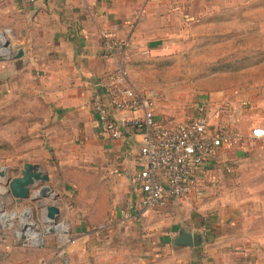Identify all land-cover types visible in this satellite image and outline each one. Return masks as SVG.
I'll use <instances>...</instances> for the list:
<instances>
[{
    "label": "crops",
    "instance_id": "1",
    "mask_svg": "<svg viewBox=\"0 0 264 264\" xmlns=\"http://www.w3.org/2000/svg\"><path fill=\"white\" fill-rule=\"evenodd\" d=\"M234 1L0 0V23L22 51L1 63L5 122L21 125L23 135L25 123L31 124L28 136H19L22 164H39L58 192L52 204L68 227L61 254L68 264H264V135L252 136V130H264V61L243 67L240 81L198 99L190 112L156 89L158 123L205 116L210 127L226 124L244 136L241 146L220 149L202 164L183 201L169 199L139 211L141 192L132 178L142 135L126 125L122 138L112 140L100 131L92 110L95 94L103 95L98 83L115 70L114 58L103 57L105 35L124 42L116 53L131 62L175 58L185 52L191 29L200 37L207 13L211 29L224 20L227 34L248 38L251 8ZM256 7L257 28L264 34V4ZM133 115L113 110L118 121ZM239 174L240 205L234 191L231 196L223 191L236 186ZM180 229L201 232L203 244H174ZM10 234H5L7 264L60 263L51 237L31 257L30 246Z\"/></svg>",
    "mask_w": 264,
    "mask_h": 264
},
{
    "label": "rangeland",
    "instance_id": "2",
    "mask_svg": "<svg viewBox=\"0 0 264 264\" xmlns=\"http://www.w3.org/2000/svg\"><path fill=\"white\" fill-rule=\"evenodd\" d=\"M205 1L208 3L226 2V0ZM238 2L248 3L249 8H251V30L249 31L248 38L241 35V32H236L234 36H231L232 33L227 34L224 20L219 22L218 28L213 29L212 27L211 29L209 26L210 16L207 13L205 20H207L206 23L208 24L203 25L200 37L194 38L192 34L195 33V29H191L189 41L185 45V52L178 57L154 59L147 64H143L141 62L136 63V61L131 62L126 56L124 68L130 76L128 80L134 86L138 85L139 87H135L143 93L149 89L155 92L158 90V92L163 95L166 93L170 98V102L180 104L189 112L190 110L196 109L195 103L198 99L203 96L209 97V95L214 92H223L220 91V89H225L227 86H232L235 82L240 81V72L243 67H255L259 62L264 61V34L257 28L258 11L256 10V6L259 4L263 5L264 0L234 1V3ZM238 10L237 14H239L238 18L240 19L242 14L240 11L241 7H239ZM219 16H222V19H224L226 14L223 12ZM215 31H217V33H214ZM0 32H5V25L2 23H0ZM259 32L260 37H258ZM2 62H5V59L0 58V73L2 70ZM3 79L5 78L0 77V84L4 83ZM215 89L219 90L214 91ZM26 108L31 109V107L28 106H26ZM30 126L31 124L29 125V122L25 123L27 132L23 135L21 125L18 123L8 125L5 122V92H0V170L3 169V171L7 173L5 181H0V264H7V260L5 259L6 233H11L10 236L16 243L23 244L24 240L29 238L27 232H38L43 238L39 246L32 245L35 241L31 239L24 244L30 246L31 257L33 253H35V250L37 252L38 249L43 247L48 237H51L48 240L54 242V247L48 242V248L46 249L52 247L54 254L57 252L60 253V249L56 247L59 244L57 236H55L57 229L54 228L58 222V218L54 222H51V224H48L43 220L42 214L44 202L57 203L58 195L55 198H41L39 201L24 199L17 202L15 198L5 192L7 190V180L11 177L19 176L22 171V162L26 156L20 153L25 146L19 144V136L21 139L25 136L27 137ZM225 126L227 125L221 124L219 126L212 125L211 127L213 131H216ZM211 127L209 125L210 129ZM28 143L29 142L26 140V144L24 143V145ZM241 177V174H239L238 181H236L237 183L234 188H225V190H223L228 196H231L234 191L235 195L238 197L236 204L239 205L243 201L241 197ZM47 184L55 194L58 193L54 186L49 182ZM3 189H5V191L1 193ZM37 189L38 186L33 187L31 194L34 195ZM225 205H227V203H225ZM19 214H21L20 218L18 217ZM7 218L9 219L7 220ZM30 222L31 225L34 224V222L35 224L29 226ZM49 226L51 230L46 231L48 230L46 228ZM28 227H30V229ZM17 232H21V237L17 236ZM58 259H65L64 254L58 257Z\"/></svg>",
    "mask_w": 264,
    "mask_h": 264
},
{
    "label": "built area",
    "instance_id": "3",
    "mask_svg": "<svg viewBox=\"0 0 264 264\" xmlns=\"http://www.w3.org/2000/svg\"><path fill=\"white\" fill-rule=\"evenodd\" d=\"M37 1L26 0L30 3ZM7 34H9L7 30L0 32L3 40L7 42L3 45L0 40V58L10 60L16 55L17 50L10 43ZM123 45L124 42L108 35L103 39V57L114 58L115 70L98 83L103 95L95 94L92 110L96 115L98 128L112 140L122 138L126 125H130L136 133L142 135L137 154L139 168L132 180L141 192L137 202L138 210L146 211L164 205L169 199L175 201L187 199L193 189L195 172L202 164L220 149L241 146L244 136L231 126L211 131L205 116L170 125L158 123L154 118L156 93L151 89L143 93L128 80L124 68L126 55L122 51L116 53ZM113 110L128 111L134 115L128 120L118 121L113 116ZM263 135L262 129L252 130L255 139ZM44 203L43 220L51 224L54 221L47 219L45 207L52 203ZM61 225L64 228L59 230ZM54 228L57 229L55 236L60 245L58 254L61 255L62 248L69 241L68 227L65 221H58ZM103 228L104 225L98 227V229ZM18 232L17 236L21 237V232L20 234ZM38 235L41 240H33L34 246H39L43 239L39 233ZM30 239V236L26 238L24 244ZM40 264L53 263L42 260ZM59 264H68V262L62 259Z\"/></svg>",
    "mask_w": 264,
    "mask_h": 264
},
{
    "label": "water",
    "instance_id": "4",
    "mask_svg": "<svg viewBox=\"0 0 264 264\" xmlns=\"http://www.w3.org/2000/svg\"><path fill=\"white\" fill-rule=\"evenodd\" d=\"M0 40L3 45H6L7 42L1 39ZM22 55V51L17 52L15 57H20ZM6 170V169H5ZM3 169L0 170V181L2 180L1 177L3 174ZM5 173V179H6ZM49 182V175L48 173L44 172L41 169L39 164H33L30 162H25L22 167V171L19 176L11 177L7 180L6 186L7 190L3 189L1 193L4 191L7 194H10L13 198L16 199L17 202H20L24 199L30 200H41V198L47 197H56L57 194L51 189V187L47 184ZM38 186L36 194L32 195L31 190L33 187ZM46 217L49 221H55L59 215V208L55 204H50L45 207ZM46 231L51 230L50 227H47ZM203 234L199 231L196 232H189L185 229H180L173 237L172 242L177 245L182 246H199L203 244Z\"/></svg>",
    "mask_w": 264,
    "mask_h": 264
},
{
    "label": "bare ground",
    "instance_id": "5",
    "mask_svg": "<svg viewBox=\"0 0 264 264\" xmlns=\"http://www.w3.org/2000/svg\"><path fill=\"white\" fill-rule=\"evenodd\" d=\"M1 39H2V38H1ZM2 172H3L4 175L1 177V179H2V180H5V173H6V172H4V171H2ZM27 213H28V212H27ZM29 225H31V222L29 223ZM62 228H64V226L61 225V226L59 227V229H62ZM19 234H20V233H19ZM28 234H29V236H30V238H31L32 240H37V241H38V240H41L37 232L30 231V232H28Z\"/></svg>",
    "mask_w": 264,
    "mask_h": 264
},
{
    "label": "trees",
    "instance_id": "6",
    "mask_svg": "<svg viewBox=\"0 0 264 264\" xmlns=\"http://www.w3.org/2000/svg\"><path fill=\"white\" fill-rule=\"evenodd\" d=\"M127 69H128V68H127ZM126 73H127V72H126ZM129 77H130L129 74L127 73V78L129 79Z\"/></svg>",
    "mask_w": 264,
    "mask_h": 264
}]
</instances>
